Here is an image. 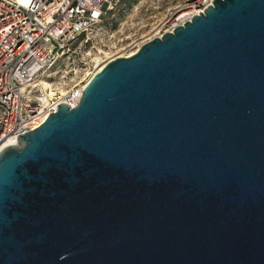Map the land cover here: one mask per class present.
<instances>
[{"label": "water", "instance_id": "obj_1", "mask_svg": "<svg viewBox=\"0 0 264 264\" xmlns=\"http://www.w3.org/2000/svg\"><path fill=\"white\" fill-rule=\"evenodd\" d=\"M57 107L0 152V264H264V0H214Z\"/></svg>", "mask_w": 264, "mask_h": 264}, {"label": "built area", "instance_id": "obj_2", "mask_svg": "<svg viewBox=\"0 0 264 264\" xmlns=\"http://www.w3.org/2000/svg\"><path fill=\"white\" fill-rule=\"evenodd\" d=\"M213 1L199 0L194 4V13L175 19L155 37L172 33L176 27L212 6ZM120 2L0 0V145L9 138L17 141L19 135L39 127L60 104L70 108L78 106L83 91L78 85L83 81L69 85L67 80L71 75L76 78L77 71L58 72L57 66H62L65 59H74L78 46L87 43L88 33ZM94 73L96 66L89 77ZM56 76L60 80L58 83L54 82ZM42 81L53 85L56 94L52 100L44 101ZM58 87L65 89L62 99Z\"/></svg>", "mask_w": 264, "mask_h": 264}, {"label": "rangeland", "instance_id": "obj_3", "mask_svg": "<svg viewBox=\"0 0 264 264\" xmlns=\"http://www.w3.org/2000/svg\"><path fill=\"white\" fill-rule=\"evenodd\" d=\"M198 2L199 0H121L119 6L107 13L102 22L88 33L87 43L82 47L78 46L74 59H65L62 61L63 65L57 66L56 70L77 71L76 78L71 75V79L67 80L69 85L78 80L85 83L97 65V60L106 61L107 57L132 52L136 46L153 39ZM66 65L67 68H64ZM59 81L56 76L54 82Z\"/></svg>", "mask_w": 264, "mask_h": 264}, {"label": "bare ground", "instance_id": "obj_4", "mask_svg": "<svg viewBox=\"0 0 264 264\" xmlns=\"http://www.w3.org/2000/svg\"><path fill=\"white\" fill-rule=\"evenodd\" d=\"M194 10H195V7H194V5H193V7H191L190 8V10H186L183 14H181L178 18H180V17H183V16H185L186 14H188V13H194ZM141 46V44L140 45H138V46H136V48H135V50H133L132 52H130V53H126V54H123V55H119V56H117V57H129V56H132V55H134L135 53H136V51L139 49V47ZM117 57H113V58H111V57H107V59L109 58V60L108 61H111V60H113L114 58H117ZM106 59V60H107ZM107 61V62H108ZM106 61H100V60H97V65H96V73L97 72H99L102 68H103V66L105 65V63H107ZM96 73H94V74H92L89 78H88V81L96 74ZM88 81H86L85 83H82V84H79L78 86H80L81 87V90L85 87V85L87 84V82ZM41 90L42 91H44L45 92V102L49 99V100H52L53 98H54V96H55V91H53L54 89H53V85H51V84H49L48 82H46V81H42L41 82ZM57 90H58V92H59V95H60V97H61V99L63 98V96L65 95V89L63 88V87H58L57 88ZM61 99H59V100H61ZM43 119V118H42ZM38 128V127H37ZM17 144V141H16V138H9L8 140H5L1 145H0V152L3 150V149H5L6 147H9V146H14V145H16Z\"/></svg>", "mask_w": 264, "mask_h": 264}]
</instances>
